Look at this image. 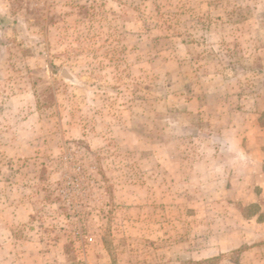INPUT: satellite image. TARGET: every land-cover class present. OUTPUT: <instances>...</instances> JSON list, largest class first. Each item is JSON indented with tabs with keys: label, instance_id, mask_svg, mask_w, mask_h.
Returning <instances> with one entry per match:
<instances>
[{
	"label": "rangeland",
	"instance_id": "obj_1",
	"mask_svg": "<svg viewBox=\"0 0 264 264\" xmlns=\"http://www.w3.org/2000/svg\"><path fill=\"white\" fill-rule=\"evenodd\" d=\"M0 264H264V0H0Z\"/></svg>",
	"mask_w": 264,
	"mask_h": 264
},
{
	"label": "water",
	"instance_id": "obj_2",
	"mask_svg": "<svg viewBox=\"0 0 264 264\" xmlns=\"http://www.w3.org/2000/svg\"><path fill=\"white\" fill-rule=\"evenodd\" d=\"M62 75L68 80H73L72 75L68 70H63Z\"/></svg>",
	"mask_w": 264,
	"mask_h": 264
}]
</instances>
